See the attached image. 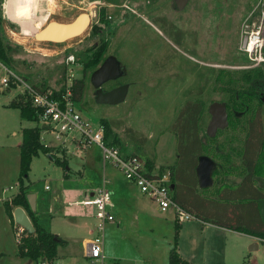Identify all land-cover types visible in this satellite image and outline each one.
Masks as SVG:
<instances>
[{"label": "rangeland", "instance_id": "374dc122", "mask_svg": "<svg viewBox=\"0 0 264 264\" xmlns=\"http://www.w3.org/2000/svg\"><path fill=\"white\" fill-rule=\"evenodd\" d=\"M5 10L12 20L18 22L4 18ZM100 10H103L102 15ZM0 13L4 36L17 46L14 47L16 52L10 68L13 73L28 85L42 81L48 87L57 89L62 86L67 72L65 57L72 54L71 72L74 78L83 77L84 82L81 99L75 102L80 114L93 123H98L100 118L121 119L139 131L146 136L141 148L118 129L111 130L119 138L123 152L134 153L144 160L153 156L154 170L163 166L166 174V166L173 164L176 158L174 135L170 127L182 104L186 100L203 103L204 130L209 119L206 111L208 103H232L227 92L217 89V76L221 75L222 83L231 76L239 82L245 70L252 76L264 72V0H188L181 10L175 8L172 0H1ZM79 13L88 14L89 22L78 36L56 42L34 36L39 27L48 21L70 22ZM158 16L185 30L187 36L183 48H176L164 38L158 24L152 21ZM23 24L28 25L30 30L26 37L21 32ZM93 24L99 26L94 33L90 31ZM254 32H258L260 42L248 51L247 41ZM101 43H104L102 55H114L124 68L125 73L116 82L129 83L124 101L114 105L97 104L93 100L89 75L99 62L81 70L83 63ZM165 57L167 70L159 72L160 65L155 62H162ZM193 63L197 64V68ZM206 77L208 83H204ZM110 81L104 87L110 86ZM21 92V88L14 85L0 84V264H33L31 259L15 255L13 228L6 220L3 207L4 200L17 189L21 129L34 125L33 121L21 119L16 108L8 106L9 101ZM251 105L254 106L255 102L251 101ZM247 114L241 120H232L231 125L221 129L210 141L209 150L215 144H220L225 151H229V157H216L213 160L227 167L225 173L230 182L234 178L240 179L237 172L229 170L228 166H239L238 154L245 136L243 120ZM260 118L264 131V108ZM72 133L77 135L75 131ZM42 136L46 143H57L48 131ZM228 141L232 145H227ZM63 146L64 166L76 168L82 160L74 153L69 142ZM98 148L96 152L100 154ZM211 152H207L210 157ZM51 154L54 155L53 152ZM58 166L47 153L40 150L31 157L27 172L29 180L25 181L28 188L38 199L43 198L48 206L50 203L58 206L52 212L53 217L47 211L45 215L35 213V218L38 221L41 217L40 225L43 224L47 231L70 239L67 246H57L56 257L86 264L84 247L78 239L71 238L77 235L71 229H79L82 234L91 230V238L94 235V221L87 217L90 223H83L89 209L84 211L81 205L72 207L75 213L70 219L62 217L65 215L63 205L73 199L68 197L59 202L60 195L57 201L50 198L52 191L61 189L57 179L63 167ZM105 168H110V165L105 163ZM97 172L101 174V171ZM105 176L108 177L106 173ZM222 176L220 173L212 175L213 183L220 182ZM79 183L82 184V180ZM44 184L50 189L46 190ZM168 191H171L169 187ZM125 193L130 200L137 199L134 187L126 188ZM143 201V209L148 214H138V219L134 220L124 214L119 216L118 225L110 227L108 223L105 224L103 251L108 264H169L168 250L172 245L174 227L163 218V214L171 209L160 213L153 202L147 198H143ZM49 221L58 223V226H49ZM181 221L196 224L198 228L182 233L179 242L181 254L192 264H264V242L256 239L257 248L249 250L253 243L249 234L204 226L194 218ZM191 235L196 239L193 247L189 243Z\"/></svg>", "mask_w": 264, "mask_h": 264}, {"label": "trees", "instance_id": "16d2710c", "mask_svg": "<svg viewBox=\"0 0 264 264\" xmlns=\"http://www.w3.org/2000/svg\"><path fill=\"white\" fill-rule=\"evenodd\" d=\"M99 12L102 15L103 10ZM154 21L162 23L160 18H155ZM1 27L0 19V61L10 69L13 55L16 52L14 47L17 46L4 36ZM98 27V24H93L90 31L94 33L98 30ZM162 28L175 44H180L179 39L182 37L183 32L171 24H168L167 30L164 26ZM103 50L104 43H101L83 63L81 70L84 71L85 68L101 61ZM263 80L264 72H258V74L252 76L248 70L244 71L239 82L232 76L223 83L221 82V75L215 78L217 89L227 92L233 103V109H238V111H245V99H249L247 97L250 96L254 85ZM11 86L13 87V85ZM83 86V77L73 79L70 90L71 99L74 102L80 101ZM31 87L37 92L48 91L51 98H58L60 92L64 89V79L62 86L57 89L48 87L42 81L39 84H31ZM8 106L16 108L21 119L34 122L33 126L21 129V138L18 144V189L9 200H4L3 203L4 211L11 222L13 221L11 208L20 206L25 210L33 227V233L27 234L19 243H16V254L19 257H27L31 260L41 255L54 257L61 239L57 236L54 239V234L38 224L35 212L29 208L26 199L27 187L24 185L31 157L36 155L38 150L48 153L50 148L40 142L39 136L42 128L39 124L37 110L30 105L28 96L25 93H19L9 101ZM202 112V102L186 100L177 111L171 124L170 130L174 135L176 158L173 164L167 165L165 168L168 172L169 185H172L171 200L188 212L192 218L198 219L202 223L236 232H244L264 242V225L261 222L257 207V200L264 198V131L261 128V122L255 116L248 123L245 127L241 151L238 154L239 166L233 167L232 164L228 166L229 170L237 172V177L240 178L239 182L234 181L236 178L231 182L228 181L229 178L225 173L227 167L225 168L221 163H217L212 175L215 173L222 174L221 181L214 182L211 187L201 189L197 187L194 173L197 156L200 154L207 155L209 151H212V158H226L230 155L229 151H225L220 144H215L212 150H209L210 141L214 140L221 129H217L213 137L206 136L205 129L202 128ZM234 117L229 116L227 126L231 125L232 120H236ZM98 123L103 126V139L107 145L120 148V140L117 135L112 133V129H118L137 147H143L146 142V136L130 125H126L121 119L100 118ZM202 138H204V141ZM227 145L232 144L228 141ZM50 158L55 164L65 167L64 160L54 158L51 155ZM145 162L147 169L151 170L154 157L152 156ZM163 171L164 167L160 166L158 173L162 174ZM178 226L179 223L175 220L172 245L168 251V263L192 264L183 258L176 249Z\"/></svg>", "mask_w": 264, "mask_h": 264}, {"label": "built area", "instance_id": "2783aa9c", "mask_svg": "<svg viewBox=\"0 0 264 264\" xmlns=\"http://www.w3.org/2000/svg\"><path fill=\"white\" fill-rule=\"evenodd\" d=\"M249 40L247 41L248 44ZM73 63L72 54L64 60L65 73L64 89L58 98H51L48 91L37 92L17 74L13 73L0 61V84L2 86L14 85L21 88L30 101V105L37 110L39 124L44 125L43 132H50L58 144L71 142L74 153L81 155L89 145H96L100 149L102 163H108L122 174L123 178L133 184L140 194L153 202L159 211L171 209L174 220H189L192 216L176 205L170 197L167 183L168 174H159L152 169L148 170L146 162L141 157L133 154H122L120 148L107 145L103 139V126L93 123L83 117L71 99L70 86L74 79L70 64ZM75 131L77 135L72 132ZM52 155L50 151L47 153ZM107 180L103 178L101 184L94 191L86 193L79 203L89 209V214L94 220V235L84 242L83 257L86 264H108L103 251V230L106 223L113 220L109 212L111 193L106 187ZM47 186H45L46 188ZM4 191V189H3ZM7 198L6 200H9ZM15 243H19L27 235L25 229L13 223ZM33 264H81L78 262L61 259L59 257L38 256ZM112 263V262H111ZM110 263V264H111Z\"/></svg>", "mask_w": 264, "mask_h": 264}, {"label": "crops", "instance_id": "0c3cea01", "mask_svg": "<svg viewBox=\"0 0 264 264\" xmlns=\"http://www.w3.org/2000/svg\"><path fill=\"white\" fill-rule=\"evenodd\" d=\"M5 17H6V19L10 20L13 23H17L18 22L16 20H12L8 16V14L6 13V10H5L4 18ZM41 128H42V130L40 131V136L39 137H40V141H42V144L44 146H48L50 148L49 151L54 153V155H51V156H53L54 158H58L60 160H64L65 164H66V159H65L64 153H63V147H64L63 145L64 144L61 145V144H58V143H50V142L46 143L44 141L43 136H42L45 133V131L43 132V127H41ZM69 143L72 145L73 151H74L73 143H71V142H69ZM97 148L98 147L96 145H89L88 148H86L81 155H78V157L82 161L79 163V165L76 168L70 169L69 167L65 166L60 171V175H59L57 180H58V187H60L61 189H58V190L55 189L54 191H52V193L50 194V198L54 199L55 201H57L56 198L60 195L59 202L65 201L68 197H71L73 199L71 201H67V203L65 205H63V210L65 212V215H62V217L64 216L63 218L70 219L75 213V210L72 207L74 205H81L79 203V201L85 196L86 193L92 192L96 188H98L99 185L101 184V181H102L103 178H106V180H107L106 187L110 190V193H111L110 206L108 207V209H109V212L113 216V220L111 222H108V225H110V227H113V225H118V222L120 220L119 216H122L124 214H126L127 218L130 216L132 218V220L138 219V217H139L138 214H142V215L148 214V211H144V209H143L144 208V203H145L143 201V198H146V197H144L142 194H140L139 191L137 190V188L133 184L127 182L123 178V176L120 173V171H118L116 168L112 167L109 164L110 168L106 169L105 168V164L102 163L101 154H98L96 152ZM121 149L122 148H120V151L122 152V154H128L129 153L127 151L123 152ZM59 153H61L60 157H58ZM48 157L51 160L50 155H48ZM153 165H155V164L153 163ZM56 166H57V164H56ZM152 170L154 172H156L154 170V168H152ZM97 171H101L102 175L100 173H98ZM105 173L107 174L108 177L105 176ZM99 176H102V177H100V179H99ZM28 180H29V178H28V175H27L26 180H24V185H26V187H27L26 188L27 193L28 192H33L32 190H30L28 188V186H29L28 183L25 182V181H28ZM81 180L83 182L82 184L79 183ZM168 182H169V180H168ZM66 184H68V185H66ZM45 186H48V185L44 184V188H45ZM130 187H134L137 190V194H136L137 195V199H135V200H133V199L130 200V198H127L128 196L125 193L126 188L128 189ZM169 188L171 189L170 185H169ZM17 189H18V186H17ZM17 189H16V191L14 193L9 195L7 198H10L12 195H14L17 192ZM45 189L49 190L50 187H46ZM169 194H170V197H171L172 196V191H170ZM78 195H80L79 199L75 200L74 198L76 196H78ZM124 201H125V203H124ZM34 202H35V210H34L35 213H40V214L43 213L42 215H45L44 212L49 211V214H50L49 216L50 217H53V213L55 212L56 208L58 207V206L54 205L53 203H50L49 204L50 206H48L47 205L48 203H45V201H43V198L38 199L37 195H34ZM13 208L14 207L11 208V214H12ZM86 208L87 207H84V206L81 205V209L82 210L86 211ZM157 209L158 208L156 206V210ZM168 211H170V212H168ZM166 212H168V214H166ZM166 212H165V214H163V218L166 219V221L168 223H172L173 226H174L175 220H174V216H173L172 211L171 210H167ZM160 213H161V211H160ZM37 216H38V214H37ZM6 217H7L6 220L11 223V226H13L12 225L13 221L11 222V220L9 219L7 214H6ZM87 217L91 218L93 220V218L89 214V210H88V214H86L85 219L83 220V223L85 225L87 223H90V221L88 220ZM40 218H38V221H37L39 225L42 223V220H40ZM178 223H179V226H178V237H177L176 249H177L178 253L184 258V256L181 254L180 244H179L181 235L184 232L188 233L190 231H196L198 228L195 226L196 224H192L190 222L184 223L182 221H179ZM57 224L58 223L53 224V223H51V221L48 222V225L51 226V227L52 226L56 227V226H58ZM200 224L201 225L205 224L204 226H212V227L219 228V229H222V230H225V231H229V232L241 233V232L228 230V229H225V228L216 227V226H213V225H210V224H207V223H201L200 222ZM42 225H40V226L43 227ZM71 230H72V232L74 234H77L75 236H71V238L73 237L74 239H78L80 245L81 244L84 245V242H86V240H88L90 235L92 234L91 230H86L85 234L79 233V229H71ZM50 233H52V232H50ZM55 235L59 239H61L60 245L67 246L68 240H70V239L61 238V237H59L58 233H56ZM248 237L251 239V241L257 242L256 241L257 238L253 237L252 235H249ZM195 240L196 239L194 238V236L191 235L190 236V242H189L191 247H193L194 243L196 242ZM170 247H169V249H170ZM252 250H255V249H252ZM56 251H57V248H56ZM15 255H17L16 252H15Z\"/></svg>", "mask_w": 264, "mask_h": 264}, {"label": "water", "instance_id": "95a60500", "mask_svg": "<svg viewBox=\"0 0 264 264\" xmlns=\"http://www.w3.org/2000/svg\"><path fill=\"white\" fill-rule=\"evenodd\" d=\"M187 0H173L176 8L181 9ZM89 16L86 13H79L70 22L48 21L41 29L34 33L38 39L45 41H61L79 35L88 25ZM121 74L119 62L114 55L106 56L102 62L90 73L89 82L94 90L93 100L97 104H118L123 102L128 92V84L123 83L108 90H103L102 84L108 80H113ZM210 119L205 126V135L213 137L217 129H223L226 124V111L223 103L212 101L207 107ZM44 128V125H41ZM204 141V138H202ZM215 162L209 156L200 154L194 167L197 186L201 189L211 187L213 184L212 172ZM172 187V185H170ZM26 199L30 210H35L34 194L26 193ZM257 207L261 222L264 225V198L257 200ZM12 220L21 225L27 234L33 233L32 224L25 211L16 206L12 210ZM55 236L53 238L55 239ZM257 244L253 242L249 250L256 249Z\"/></svg>", "mask_w": 264, "mask_h": 264}, {"label": "flooded vegetation", "instance_id": "af4514ba", "mask_svg": "<svg viewBox=\"0 0 264 264\" xmlns=\"http://www.w3.org/2000/svg\"><path fill=\"white\" fill-rule=\"evenodd\" d=\"M173 1V0H172ZM188 1V0H187ZM187 1H186V3H187ZM174 3V2H173ZM186 3H185V5H186ZM184 5V6H185ZM175 6V5H174ZM184 6L181 8V9H183L184 8ZM176 8V7H175ZM177 10H181V9H178V8H176ZM156 18H160V19H162V23H163V25H162V23L159 21H154V19L155 18H153V22H155V23H157L158 24V26H159V28H160V31L162 32L161 34L164 36V38L166 39V40H168L173 46H175L176 48H183V44H184V41H185V39H186V32H185V30L184 29H182L181 27H179V26H177L176 24H174L173 22H171V21H169V20H167L165 17H163V16H158V17H156ZM168 24H171V25H173L174 27H176V28H178L181 32H183V35H182V37L179 39V41H180V44H175L174 42H173V40L171 39V38H169V36L167 35V33H165V31H164V29L162 28V26H164L165 27V30H167V26H168ZM169 51H173L172 49H170ZM110 55H112V54H110ZM103 56V55H102ZM106 56H108V55H106ZM106 56H103V58H102V60L106 57ZM117 59V58H116ZM102 60L101 61H99V64L102 62ZM118 60V59H117ZM118 62H119V60H118ZM155 63H158V65H160L159 66V72H164V71H166L167 70V64H168V61H167V57H165L164 58V60H162V62H155ZM193 66H195L196 68H197V64H192ZM119 69H120V71H121V74L117 77V78H115V79H113V80H111L110 82H111V84H110V86H107V87H104V84H106L107 82H109V80L107 81V82H105V83H103L102 84V88H103V90H108V89H111V88H113V87H116V86H119V85H121V84H123V83H127L128 84V88H129V83L128 82H116V80L117 79H119V78H121L122 76H123V74L125 73V71H124V68L122 67V65L120 64V62H119ZM207 70H209V68L207 67L206 68ZM208 83V77H206L205 78V81H204V83ZM92 86V85H91ZM93 88V87H92ZM201 89H202V87H200V89H199V91H201ZM94 88H93V97H94ZM251 94H250V96H248L247 98H249L248 100L247 99H245V102H244V106H245V111H241V110H236V109H233V106H231L232 105V103L231 104H228V103H223L224 104V107H225V111H226V121H227V124H228V118H229V116L231 115V117L233 118V116H235L234 118H236V120H241L244 116H245V114L248 112V114H247V117H246V119L245 120H243V122L245 123V127L248 125V123L249 122H251V120L253 119V118H255V116H257L258 117V119L260 120V122H261V118H260V114H261V111H262V109L264 108V80L263 81H261V82H259V83H256V85H254V87H253V90L250 92ZM251 101H254L255 102V105L254 106H252L251 105ZM212 102V101H211ZM219 102V101H218ZM220 103H222V102H220ZM209 104V103H208ZM207 107H208V105H207ZM207 107H206V111H207V113H208V110H207ZM208 115H209V119H210V114L208 113ZM233 115V116H232ZM209 119H208V121H209ZM207 121V122H208ZM207 124V123H206ZM227 124H226V126H227ZM225 126V127H226ZM224 127V128H225ZM262 127V126H261ZM208 156V155H207ZM210 157V156H209ZM212 160H213V158L212 157H210ZM196 162H197V160H196ZM214 162H215V160H214ZM196 165V164H195ZM216 166H217V162H215V168H216ZM195 167V166H194ZM214 168V169H215ZM213 173V172H212ZM240 180V179H239ZM235 182H239L238 181V179L236 178V180H234Z\"/></svg>", "mask_w": 264, "mask_h": 264}, {"label": "bare ground", "instance_id": "6f19581e", "mask_svg": "<svg viewBox=\"0 0 264 264\" xmlns=\"http://www.w3.org/2000/svg\"><path fill=\"white\" fill-rule=\"evenodd\" d=\"M42 27V26H41ZM41 27H39V29L41 28ZM21 32H22V35L23 36H27V34H29L30 33V30H29V27H28V25H26V24H23L22 26H21ZM258 32H254L253 33V37H251L250 39H249V42H248V46H249V48H248V51H251L253 48H254V46L255 45H257L259 42H260V40H259V38H258ZM78 36V35H77ZM31 38V37H30ZM64 41H67V40H65L64 39ZM46 44V43H45ZM259 45H262V44H259ZM57 47V46H56Z\"/></svg>", "mask_w": 264, "mask_h": 264}]
</instances>
